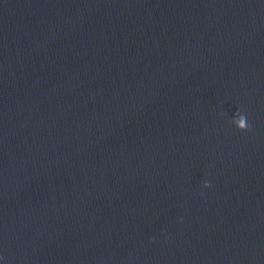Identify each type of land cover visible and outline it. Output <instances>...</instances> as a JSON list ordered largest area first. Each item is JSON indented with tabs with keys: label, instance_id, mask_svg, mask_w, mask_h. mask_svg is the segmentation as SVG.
<instances>
[{
	"label": "water",
	"instance_id": "1",
	"mask_svg": "<svg viewBox=\"0 0 264 264\" xmlns=\"http://www.w3.org/2000/svg\"><path fill=\"white\" fill-rule=\"evenodd\" d=\"M0 264H264V0H0Z\"/></svg>",
	"mask_w": 264,
	"mask_h": 264
},
{
	"label": "clouds",
	"instance_id": "2",
	"mask_svg": "<svg viewBox=\"0 0 264 264\" xmlns=\"http://www.w3.org/2000/svg\"><path fill=\"white\" fill-rule=\"evenodd\" d=\"M233 123L241 131H245V130H248L250 128V125L247 122V117L243 114L238 113L236 115V118L233 120ZM204 187H210V184L206 181L204 183Z\"/></svg>",
	"mask_w": 264,
	"mask_h": 264
}]
</instances>
